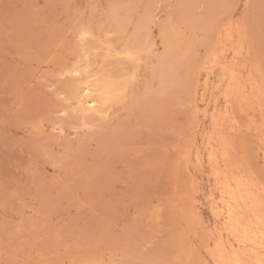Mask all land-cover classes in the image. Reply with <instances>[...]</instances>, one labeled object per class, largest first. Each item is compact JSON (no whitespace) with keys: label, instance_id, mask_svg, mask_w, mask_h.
I'll list each match as a JSON object with an SVG mask.
<instances>
[{"label":"rangeland","instance_id":"rangeland-1","mask_svg":"<svg viewBox=\"0 0 264 264\" xmlns=\"http://www.w3.org/2000/svg\"><path fill=\"white\" fill-rule=\"evenodd\" d=\"M0 264H264V0H0Z\"/></svg>","mask_w":264,"mask_h":264},{"label":"bare ground","instance_id":"bare-ground-1","mask_svg":"<svg viewBox=\"0 0 264 264\" xmlns=\"http://www.w3.org/2000/svg\"><path fill=\"white\" fill-rule=\"evenodd\" d=\"M85 94H87L89 91H88V88H85ZM91 105H93V101H90Z\"/></svg>","mask_w":264,"mask_h":264}]
</instances>
